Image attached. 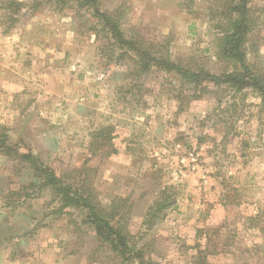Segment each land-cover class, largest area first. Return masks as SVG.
<instances>
[{
  "label": "rangeland",
  "instance_id": "1",
  "mask_svg": "<svg viewBox=\"0 0 264 264\" xmlns=\"http://www.w3.org/2000/svg\"><path fill=\"white\" fill-rule=\"evenodd\" d=\"M0 0V136L59 175L86 166L104 205L127 199L142 256L123 264H264V115L260 97L211 86L198 100L174 71L134 73L92 29L91 10L46 0L32 11ZM127 38L168 47L175 62L224 71L216 58L215 0H98ZM264 69V0H253ZM112 42H114L112 40ZM115 52H119L116 48ZM255 55L258 57L256 58ZM110 129L109 146L93 138ZM117 150V153H113ZM0 153V264H122L99 247L78 208L58 214L50 189ZM167 190L172 206L145 216ZM69 212V213H68Z\"/></svg>",
  "mask_w": 264,
  "mask_h": 264
},
{
  "label": "trees",
  "instance_id": "2",
  "mask_svg": "<svg viewBox=\"0 0 264 264\" xmlns=\"http://www.w3.org/2000/svg\"><path fill=\"white\" fill-rule=\"evenodd\" d=\"M54 7V11L62 12L71 6L70 1L78 4L79 9L91 10L97 24L92 28L96 35L103 37L112 45L111 52L116 54L115 61H130L132 70L137 74L159 67L174 71L183 80L184 86L189 85L190 99L198 100L210 92L211 86L225 87L234 94L243 93L250 89L256 93L261 104L259 115H264V69L258 68V62H250L248 54L255 52L258 17L254 15L253 0H215L211 8V20L214 22L216 58L224 64L225 69L220 73L212 72L205 64L183 61L175 62L169 57V50L165 44L147 43L127 38L121 28L120 15L115 12L102 11L98 0H46ZM23 3L9 0L8 9L19 11ZM41 6L38 0H32V11ZM112 40L114 42H112ZM119 49V52L115 50ZM257 58L258 56L255 55ZM263 119L261 120V122ZM263 123V122H262ZM0 136V153L14 161L19 170H28L38 180V186L32 184V189L39 191L50 189L54 200L60 203L58 214L67 213V209L78 208L87 214V220L94 226L99 240L98 250L106 248L108 252L122 257V264L131 262L132 257H141L142 252L137 249L135 236L129 230L130 213L127 199L115 198L110 205H104L99 193L94 187V173L96 170L86 166L58 174L47 167L44 162L30 153H21L13 146L6 130ZM110 129L102 128L95 133L93 147L95 150L111 145ZM117 153V150H113ZM167 190L162 191L145 216L144 226L152 228L164 218L165 211L172 206ZM69 213V212H68Z\"/></svg>",
  "mask_w": 264,
  "mask_h": 264
},
{
  "label": "crops",
  "instance_id": "3",
  "mask_svg": "<svg viewBox=\"0 0 264 264\" xmlns=\"http://www.w3.org/2000/svg\"><path fill=\"white\" fill-rule=\"evenodd\" d=\"M96 264V263H95Z\"/></svg>",
  "mask_w": 264,
  "mask_h": 264
}]
</instances>
